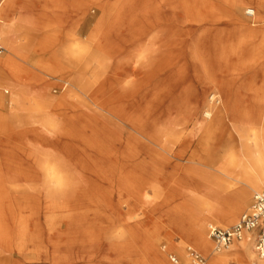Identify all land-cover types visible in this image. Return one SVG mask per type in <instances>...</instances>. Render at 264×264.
Returning <instances> with one entry per match:
<instances>
[{
	"label": "rangeland",
	"instance_id": "374dc122",
	"mask_svg": "<svg viewBox=\"0 0 264 264\" xmlns=\"http://www.w3.org/2000/svg\"><path fill=\"white\" fill-rule=\"evenodd\" d=\"M72 1L51 0L44 17L24 31L15 18L18 7L0 0V25L10 27L0 36V57L11 60L10 67L0 65V264H149L144 249L154 234L164 264L169 262L161 246L170 241L205 258L162 213L209 207L207 198L214 196L203 172L234 183L225 174L251 172L252 162L235 141L224 147L220 131L229 128L227 117L221 130L205 133L193 122L206 102L193 114L177 97L184 86L207 82L210 72L218 82L208 86L206 101L214 94L210 105L218 108L227 76L216 56L231 47L236 57L252 59L251 81L264 90V7L254 24L257 36L250 38L232 16V0H120L124 5L106 15H100V3L115 0H97L83 16ZM239 6L238 17L251 23L254 18ZM199 13H216L225 21L206 25L190 19ZM150 41L158 50L148 51ZM68 47L73 50L64 51ZM166 52L170 67L142 64L151 56L161 67ZM108 86L113 96L103 104L99 98ZM235 125L252 132L251 121L237 117ZM260 126L264 136V122ZM202 139L213 148L207 163L199 150ZM139 161L165 166L172 178L159 186L143 179L129 194L111 192L110 186L123 185L128 163ZM22 176L36 189L12 188V179ZM233 190L217 195L233 200ZM256 191H250L236 222ZM125 214L143 222L127 225ZM209 223L214 221L205 231ZM251 252L257 258L254 241ZM239 261L229 264H250L247 258Z\"/></svg>",
	"mask_w": 264,
	"mask_h": 264
},
{
	"label": "bare ground",
	"instance_id": "6f19581e",
	"mask_svg": "<svg viewBox=\"0 0 264 264\" xmlns=\"http://www.w3.org/2000/svg\"><path fill=\"white\" fill-rule=\"evenodd\" d=\"M94 1L96 2L97 0H73L72 3L74 5V8L78 10V13L83 16L84 12L88 9L87 4L93 3ZM257 1L258 0H232L230 2L232 16L234 15L235 19H237V22L239 23L238 25H240L241 27L240 29L245 30L246 33H248L247 36L250 38L252 36H257L256 34L258 27L254 24L257 23L259 18V8L264 7V0H260V2ZM100 4V15H106L109 9L115 8L117 10V6H123L124 2L115 0L113 3H104L102 1ZM240 4L243 5L242 9L246 12L245 15H247L251 19L254 18L251 23L245 19L238 17L237 14L241 9L239 6ZM91 11V13L95 12L94 10ZM199 15L201 16H197L195 17V19H190H192L196 23L198 21L200 23L204 22L206 25H220L225 21L216 13H199ZM24 22H26L24 19L19 20L18 28L25 31L29 27L28 23ZM9 29L10 27L3 26L1 24L0 36L5 37ZM66 32L70 34L71 30H66ZM165 47H170L169 43L166 44ZM71 50H73V48ZM71 50L69 47L67 49H64V51L69 52H71ZM151 50H158L157 47L152 45V41L149 42L148 47V51ZM164 55V61L161 63V67H156L153 65L155 57L150 56L146 58L145 56H142L143 58L138 57V59H144L145 57V60L142 63L143 65H151V69L156 68L158 70H161L164 67L167 68L171 66V59H167V57H171L170 53L166 52ZM236 55L237 54L231 47L225 55H220L219 57L216 56L217 60L222 59V62L226 67L225 75L227 76L226 81L223 82L224 87L219 89L224 94V101L218 106V108L212 109L210 105V100L214 99V94H209V96L211 95L208 99L209 104L206 101L208 86H211V83L217 85L218 82V80L216 81L215 79V75H210V72L209 75L205 73L207 82H203L198 87L184 86L181 89L179 96L177 97L178 101H180L179 99L181 98L183 101H185L186 109H188L189 113L193 114L199 110V107H201L204 102H206L200 118L195 119V121L193 122V125L201 129L205 133H210L218 128L219 130H221L222 127L221 125L219 126V123L221 122V119L223 117H227L230 120V124L228 126L229 128L220 131L224 139V147H229V144L235 141V145L239 147L242 156L246 158L248 157L252 162L251 172L242 170L241 173H237L234 175L225 174V176L234 181V183L224 180H220L218 182L214 181V178L211 174L207 173L206 171L203 172L202 178L203 182H205V185L208 187L207 192H209V189L211 188L212 190L210 194L214 196V198H207V200L210 202L209 207H202L201 209L194 208L189 210L185 208L183 211L175 212L179 213V216L173 213L174 210H166V212L162 213L161 219L168 220L166 224L169 223L173 225L181 232L183 236L192 241V244L196 249H198L202 254L205 255V261L203 264H229L230 262L233 263L234 261L238 263L240 262V257L247 258L250 264H264V256L258 255L257 258H255L254 254L251 252L252 244L254 241V237L251 233H245V237L239 239V241H235L227 249L214 251L211 247V240L209 239V236H207V231H205V224L210 220L214 221V223H216V225L218 226H230L231 224L235 223L237 220L236 216L242 204H244L248 200L250 191H256L257 189L264 187V136L263 127L260 126L261 124L263 125L264 122V90L261 86L257 84L255 85L254 82L252 83L251 81L252 74L250 68L253 65L252 59H242V57H236ZM0 65L10 67L11 60L6 57H0ZM117 84L120 85V89L122 90L126 88V85H123L121 83ZM137 84L141 86L142 82H137ZM135 85L136 83L133 87H135L137 91V88H139L140 86ZM261 85H264V81ZM256 86H259V90L257 92H254L253 89ZM109 88V86L102 88V93L100 95L101 98L99 99L103 104H107L113 96V93L110 92ZM237 117L248 120L249 122L251 121L250 126H252V132L250 135L246 134L242 130V128L235 125ZM132 127L133 129H135V125H133ZM198 145L202 155V161L206 163L208 161H212V145H210V143L205 139H202ZM204 165L208 166L207 164ZM220 168L225 169L222 166ZM167 173L168 172L166 171L165 166L158 163L144 164L140 162L138 164H134V166L128 163V167H126V172L123 175V179L120 180L123 185L120 186V188H113V186H110L109 190L111 192L117 189L120 191L124 190L127 192V194H129L130 192H135L140 184L139 182H142L143 179H146V184L159 186L161 185V182H165L167 178H172V176L168 175ZM188 173L190 175L196 174L197 171L194 169H188ZM12 183H14L12 184V188L16 189L17 191L36 189V186L33 184H29L26 178L22 179L21 177H19L18 179H12ZM117 183L118 181L113 182V184ZM230 188H234L232 193L233 200L225 198L222 195H217V193L224 192ZM124 201L128 202L127 200ZM123 219L128 221L126 222L127 225H138L143 222L142 220L136 218L131 214H125V216H123ZM169 228L170 226H166L165 228H163V231L166 232V230H168ZM154 235H152L153 238H155ZM153 238L147 240L148 243H146V248L144 249L145 256L147 258H150L149 264H164L163 259L160 255L157 254L155 250ZM169 244L166 248L162 245L160 252H162L163 254H167L168 252H170L169 250L172 249L173 251H175V254H178V256L182 255V258L180 256L179 257L183 259L184 255L182 251H184V247H182L181 243L170 241Z\"/></svg>",
	"mask_w": 264,
	"mask_h": 264
},
{
	"label": "built area",
	"instance_id": "2783aa9c",
	"mask_svg": "<svg viewBox=\"0 0 264 264\" xmlns=\"http://www.w3.org/2000/svg\"><path fill=\"white\" fill-rule=\"evenodd\" d=\"M252 199L251 205L239 215L234 225L229 227H219L215 223L207 225V236L214 251L227 249L235 241L245 237V233H251L254 237V252L264 256V189L256 191ZM166 255L170 264H203L205 261V258L189 245L184 247L183 259L172 252Z\"/></svg>",
	"mask_w": 264,
	"mask_h": 264
},
{
	"label": "crops",
	"instance_id": "0c3cea01",
	"mask_svg": "<svg viewBox=\"0 0 264 264\" xmlns=\"http://www.w3.org/2000/svg\"><path fill=\"white\" fill-rule=\"evenodd\" d=\"M10 3L18 7L15 18L18 20L24 19L26 21L24 23H28V27H32L36 24L37 18L44 17L45 11L51 5V0H10ZM44 20L45 18H43Z\"/></svg>",
	"mask_w": 264,
	"mask_h": 264
}]
</instances>
